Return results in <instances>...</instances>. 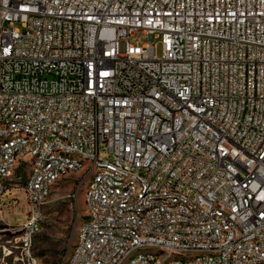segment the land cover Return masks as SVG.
I'll use <instances>...</instances> for the list:
<instances>
[{
    "label": "built area",
    "instance_id": "2783aa9c",
    "mask_svg": "<svg viewBox=\"0 0 264 264\" xmlns=\"http://www.w3.org/2000/svg\"><path fill=\"white\" fill-rule=\"evenodd\" d=\"M23 164L16 264L71 173L63 264H264V0H0V196Z\"/></svg>",
    "mask_w": 264,
    "mask_h": 264
},
{
    "label": "rangeland",
    "instance_id": "374dc122",
    "mask_svg": "<svg viewBox=\"0 0 264 264\" xmlns=\"http://www.w3.org/2000/svg\"><path fill=\"white\" fill-rule=\"evenodd\" d=\"M136 40L144 41L141 35ZM160 52L161 46H158V55ZM28 175L29 164L19 166L8 182V192L0 196V264H16L14 255H5L4 247L15 236L9 230L30 216L32 206L24 189ZM80 179V174H68L53 186L47 202L40 206L41 230L33 248L37 264H63L73 246L86 212V185H80Z\"/></svg>",
    "mask_w": 264,
    "mask_h": 264
}]
</instances>
